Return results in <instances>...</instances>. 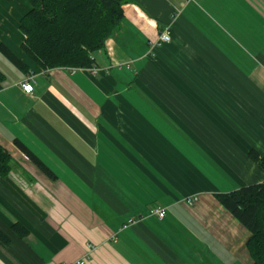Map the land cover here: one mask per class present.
<instances>
[{
	"label": "crops",
	"instance_id": "0c3cea01",
	"mask_svg": "<svg viewBox=\"0 0 264 264\" xmlns=\"http://www.w3.org/2000/svg\"><path fill=\"white\" fill-rule=\"evenodd\" d=\"M122 8L92 74L34 63L19 29L30 5L0 0V41L26 66L0 53V264H252L250 231L216 195L264 181L248 156L264 157V0Z\"/></svg>",
	"mask_w": 264,
	"mask_h": 264
},
{
	"label": "trees",
	"instance_id": "16d2710c",
	"mask_svg": "<svg viewBox=\"0 0 264 264\" xmlns=\"http://www.w3.org/2000/svg\"><path fill=\"white\" fill-rule=\"evenodd\" d=\"M30 9L21 18L19 29L25 36L23 52L42 69L56 67L89 68L93 53L104 49L123 18L125 0H25ZM0 53L16 67L26 66L0 41ZM4 75L0 71V87ZM32 162L48 177L55 178L21 142L14 141ZM248 156L264 172V157L256 150ZM10 156L0 147V174L9 171ZM218 201L250 231L247 248L252 264H264V181L216 195ZM20 237L28 230L20 223L12 225ZM0 239H7L0 233Z\"/></svg>",
	"mask_w": 264,
	"mask_h": 264
},
{
	"label": "built area",
	"instance_id": "2783aa9c",
	"mask_svg": "<svg viewBox=\"0 0 264 264\" xmlns=\"http://www.w3.org/2000/svg\"><path fill=\"white\" fill-rule=\"evenodd\" d=\"M186 1L198 2L200 0H186ZM170 40H171V26H168L165 29H163L162 32L160 33L157 44L158 45L168 44ZM73 69H79V68H73ZM80 69H84V68H80ZM87 69L92 74H96L99 72V68L94 65H92ZM34 85H35L34 77L32 75H27L25 79L21 82V89L24 93L33 95ZM151 214L157 216L158 218H163L166 214V210L164 208H155L151 211Z\"/></svg>",
	"mask_w": 264,
	"mask_h": 264
},
{
	"label": "rangeland",
	"instance_id": "374dc122",
	"mask_svg": "<svg viewBox=\"0 0 264 264\" xmlns=\"http://www.w3.org/2000/svg\"><path fill=\"white\" fill-rule=\"evenodd\" d=\"M108 40V38L105 40V43L106 41ZM105 43H104V47H105ZM248 249V248H247ZM249 252V251H248ZM225 260V261H224ZM223 262L225 264H242L240 263L237 259H224Z\"/></svg>",
	"mask_w": 264,
	"mask_h": 264
}]
</instances>
